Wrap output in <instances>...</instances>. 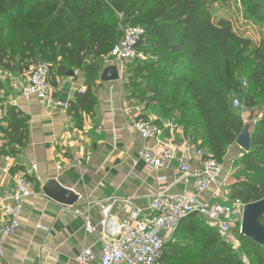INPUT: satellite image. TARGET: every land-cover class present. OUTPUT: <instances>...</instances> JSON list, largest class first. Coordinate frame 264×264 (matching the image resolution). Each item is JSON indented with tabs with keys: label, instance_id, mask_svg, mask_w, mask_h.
<instances>
[{
	"label": "trees",
	"instance_id": "trees-1",
	"mask_svg": "<svg viewBox=\"0 0 264 264\" xmlns=\"http://www.w3.org/2000/svg\"><path fill=\"white\" fill-rule=\"evenodd\" d=\"M240 2L252 24L264 25V0ZM212 3L0 0V65L20 73L46 62L51 85L69 70L83 72V92H77L67 107L78 119L80 111L91 112L95 105L94 88L103 59L123 36L122 26H141L145 33L136 49L142 57L127 60L139 64L129 75L131 82L124 78V89L128 99L144 104L143 111L157 116V125L171 120L190 145L222 162L245 125L241 107H261L249 126L250 149L233 162L225 185L228 201L256 202L264 198V36L252 44L234 31L229 20L214 19ZM1 91L6 95L0 81ZM235 98L239 108L232 106ZM4 108L0 155L16 157L29 138L28 115L15 105ZM260 220L264 225V216ZM179 234L185 235L184 241L178 240ZM238 237L247 247L248 264H264V247L239 231ZM236 250L202 216L192 213L163 243L161 260L246 264Z\"/></svg>",
	"mask_w": 264,
	"mask_h": 264
},
{
	"label": "crops",
	"instance_id": "crops-1",
	"mask_svg": "<svg viewBox=\"0 0 264 264\" xmlns=\"http://www.w3.org/2000/svg\"><path fill=\"white\" fill-rule=\"evenodd\" d=\"M110 65L119 69L120 79H98L95 105L91 112L80 111L78 119L69 114L68 108L20 96L13 78L17 73L9 76V89L0 100V116L7 104L15 105L28 115L29 138L16 157L0 155V223L4 221L3 205L8 201L4 202L2 196L14 189L11 174L27 171L35 193L21 203L18 231L3 243V264H98L109 223L124 221L127 208H141L142 217L158 191L193 194L195 179L180 172L183 161L191 170L199 165L192 144L188 155L178 150V158L165 162L161 168L150 167L138 158V151L151 147L154 140L141 138L132 127L136 116L132 108L141 104L126 97L119 61L107 55L101 69ZM73 72V76L66 74L52 83L57 101L70 103L84 88L83 72ZM141 108L144 115L150 114ZM240 113L242 117L247 115L241 109ZM172 133L177 147L188 141L181 127ZM169 136L171 128H163L160 138ZM239 155V147L232 144L223 157L220 178L200 195V200L227 199L220 189ZM32 164L36 165L35 171L30 170ZM7 165L10 174L2 171ZM13 166L19 169L12 170ZM60 191L70 192L74 203L64 204L50 196ZM107 206L105 216L103 208ZM87 221L93 227L91 232L85 229ZM85 249H90L88 261L78 263L76 257Z\"/></svg>",
	"mask_w": 264,
	"mask_h": 264
},
{
	"label": "built area",
	"instance_id": "built-area-1",
	"mask_svg": "<svg viewBox=\"0 0 264 264\" xmlns=\"http://www.w3.org/2000/svg\"><path fill=\"white\" fill-rule=\"evenodd\" d=\"M144 33L145 30L141 26L128 27L111 48L110 56L117 59L120 65L123 61L142 57L136 45ZM10 75L11 72L1 70L0 66V81ZM13 78L20 96L35 97L57 107H68V103L57 101L52 94L50 66L47 63H39L28 71L17 73ZM80 92H83V89H80ZM232 106L239 108V101L233 100ZM132 109L136 115L132 127L141 138L154 140L151 147L138 151L137 156L140 160L150 167L161 168L165 162L178 158V150H181L184 156L188 155L190 143L187 141L177 147L173 140L172 132L177 127L175 124L171 122V124L159 126L152 116L143 115L140 106H134ZM163 128H171L169 138H160ZM194 155L199 162L195 170H191L184 161L180 164V172L185 176H193L195 179L193 194L158 191L152 195L146 213L142 217L139 216L143 211L141 208H127L128 216L124 221L118 224L109 223L107 240L100 252L98 264H167L161 260L162 246L166 236L169 238L179 222L192 213L202 216L232 248H237V242L231 231L233 224L239 222L238 231L240 232L245 204L239 200L223 202L200 200V195L211 185L216 184L220 178L223 164L202 148H194ZM184 159L180 158V160ZM30 170L35 171L36 165L32 164ZM2 171L10 174L9 166L3 167ZM11 176L14 189L12 192H5L2 196L4 202L8 201L3 205L4 221L0 223V260L3 258L5 239L18 231L22 201L35 193L33 180L27 171H19ZM108 211L109 206L103 208L105 216ZM85 229L88 232L93 230L88 221L85 223ZM89 256L90 249H85L76 257V261L86 263ZM0 264L3 262L0 261Z\"/></svg>",
	"mask_w": 264,
	"mask_h": 264
},
{
	"label": "rangeland",
	"instance_id": "rangeland-1",
	"mask_svg": "<svg viewBox=\"0 0 264 264\" xmlns=\"http://www.w3.org/2000/svg\"><path fill=\"white\" fill-rule=\"evenodd\" d=\"M211 10H212V14H213V17H214L215 20H218V19H221V18H225V19L229 20L231 22V24H232V27H233L234 31L238 35H241V36L249 39L252 44L258 43L260 41V39L264 36V25L252 24L243 15V9L241 7L240 0H213V3L211 4ZM126 29H127V25L122 26L121 35L124 34ZM108 56H110V53L108 54ZM111 58H113V57H111ZM39 63H44V62L41 61ZM39 63H37V64H39ZM37 64H34L31 68L35 67ZM138 64L139 63H138L137 60L130 61V62L129 61H127V62L123 61L121 63V65H120V67H121V75L123 76V79L126 78L129 82H131L132 78L129 77V75L132 74V69L135 66H138ZM1 70L7 71V69L3 68L2 66H1ZM126 71H128V72L125 75ZM3 79L4 80L1 81L2 86L4 88H6V89H9V77H7L6 79L5 78H3ZM136 81H137V79H136ZM3 95H4V93L1 92L0 93V99L3 98ZM234 100H237V98H235ZM143 105L144 104H141L142 107H143ZM241 110L244 111L245 114H247L246 116L243 117V119H244L245 125H248V126H250V124H252L256 120V118L260 115V113H261V107L259 105L256 106L252 110H249V109H247L245 107H241ZM149 116H152V115L149 114ZM167 123L171 124V120L166 122L165 124H167ZM239 151H240V155H241V152H244L240 148H239ZM239 156L237 157V159L239 158ZM235 163H236V161H235ZM229 181H230L229 179L226 180L223 183V185L221 186L222 188L220 189V192H223L222 194H224L225 197H227V192H226V189H225V185L228 184ZM225 201H228V199H226ZM240 224H241V222H240ZM238 225H239V222L234 223L233 226H232V231H231L232 232V236L235 238V240L237 242V245H238L237 248H236L237 249L236 250V252H237L236 254L239 257L242 258L244 263L248 264V262H249L248 261V257H247V255L245 253L247 251V247L243 243V241L240 240L239 237H238ZM177 238H178L179 241H184L185 240V235L184 234H179L177 236ZM166 240L167 239H165V241ZM180 262H183L182 258H178L176 260H174V259L167 260V264H181ZM197 262H199V261H197ZM196 264H205V263L202 262V263H196Z\"/></svg>",
	"mask_w": 264,
	"mask_h": 264
},
{
	"label": "water",
	"instance_id": "water-1",
	"mask_svg": "<svg viewBox=\"0 0 264 264\" xmlns=\"http://www.w3.org/2000/svg\"><path fill=\"white\" fill-rule=\"evenodd\" d=\"M73 71L67 72L68 76H73ZM120 79L119 69L115 65H110L103 68L99 75L101 82H109ZM234 143L242 149L244 152L250 149V135L249 126L244 125L242 131L236 136ZM52 193V192H51ZM64 195L67 198H64ZM52 198L60 201L64 204L72 205L75 198L70 192L61 191L57 194H50ZM264 216V198L256 202L245 204L242 219L240 224V233L249 240L264 247V225L261 222V218Z\"/></svg>",
	"mask_w": 264,
	"mask_h": 264
}]
</instances>
